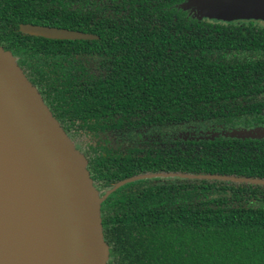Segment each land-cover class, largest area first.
<instances>
[{
	"label": "trees",
	"instance_id": "1",
	"mask_svg": "<svg viewBox=\"0 0 264 264\" xmlns=\"http://www.w3.org/2000/svg\"><path fill=\"white\" fill-rule=\"evenodd\" d=\"M186 1L0 0V42L77 140L102 195L138 175L178 174L106 196L109 264H264V183L179 175L264 180V136H181L209 119L264 128V25L202 19ZM21 23L99 38L49 39ZM149 131L145 146L119 138Z\"/></svg>",
	"mask_w": 264,
	"mask_h": 264
},
{
	"label": "water",
	"instance_id": "2",
	"mask_svg": "<svg viewBox=\"0 0 264 264\" xmlns=\"http://www.w3.org/2000/svg\"><path fill=\"white\" fill-rule=\"evenodd\" d=\"M198 16L263 19L264 0H187ZM20 31L49 39H95L97 34L21 23ZM262 130L264 136V128ZM178 175L147 173L125 179ZM187 177L239 179L224 175ZM89 159L0 42V264H109L102 204Z\"/></svg>",
	"mask_w": 264,
	"mask_h": 264
},
{
	"label": "flooded vegetation",
	"instance_id": "3",
	"mask_svg": "<svg viewBox=\"0 0 264 264\" xmlns=\"http://www.w3.org/2000/svg\"><path fill=\"white\" fill-rule=\"evenodd\" d=\"M198 17V16H197ZM202 19H210V20H217L220 22H225V23H239V22H254L260 25H264V20L263 19H223V18H218V17H211V16H204V17H199ZM264 96V95H262ZM241 119L237 120L236 122H222L219 120V122L215 119H209L207 121H200V122H194V123H185L182 125V134L181 136H188L187 134H190L191 138H199V137H210V136H216L218 138H220L221 135L226 134V135H230L228 134V132L232 129L235 128H252L255 126H247L246 123H241L240 122ZM260 126V125H258ZM261 126H263V124H261ZM146 130V129H145ZM173 133H176L177 129L173 128L172 129ZM186 133V134H185ZM179 135V132L177 133ZM151 135H153L152 133L149 132H144L143 134H138L137 132H124L122 133L121 137H119L123 142L125 140H131L133 139L134 141H136L139 145H141V143H146L147 139H151ZM225 135V136H226ZM232 136V135H231ZM76 144H77V140L74 139ZM78 146V145H77ZM141 146H145V145H141ZM96 183V181H95ZM97 186V185H96ZM98 188V186H97ZM100 190V188H98ZM101 191V190H100Z\"/></svg>",
	"mask_w": 264,
	"mask_h": 264
},
{
	"label": "rangeland",
	"instance_id": "4",
	"mask_svg": "<svg viewBox=\"0 0 264 264\" xmlns=\"http://www.w3.org/2000/svg\"><path fill=\"white\" fill-rule=\"evenodd\" d=\"M261 128H235L228 132L232 135L230 137H239V138H260L263 136Z\"/></svg>",
	"mask_w": 264,
	"mask_h": 264
}]
</instances>
